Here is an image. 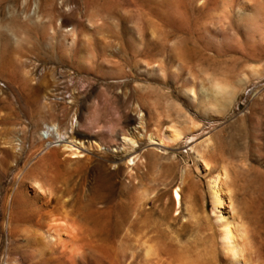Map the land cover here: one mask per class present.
<instances>
[{"label": "rangeland", "instance_id": "374dc122", "mask_svg": "<svg viewBox=\"0 0 264 264\" xmlns=\"http://www.w3.org/2000/svg\"><path fill=\"white\" fill-rule=\"evenodd\" d=\"M213 82L225 94L205 109L199 88ZM165 129L184 138L149 140ZM194 151L210 176L225 166L250 259L264 264V0H0V264H63L71 242L87 264H128L120 244L138 230L223 264ZM45 156L68 171L64 193L26 177ZM176 187L187 210L174 216ZM63 194L68 220L49 212ZM40 237L61 247L41 254ZM102 243L112 258L92 249Z\"/></svg>", "mask_w": 264, "mask_h": 264}, {"label": "bare ground", "instance_id": "6f19581e", "mask_svg": "<svg viewBox=\"0 0 264 264\" xmlns=\"http://www.w3.org/2000/svg\"><path fill=\"white\" fill-rule=\"evenodd\" d=\"M213 83H212L213 84L212 92L210 93H208L207 90H205L202 86H200L199 88V93L201 97L200 105L203 106L205 109L207 106L208 107L214 106L217 100L219 99V97L225 94L224 87L220 85L221 83L219 84L215 82ZM220 102H222V100ZM54 127L55 126H48V125L44 127V130L42 132L44 140L53 139V140H56L57 142L61 141L63 136L61 134H58L54 130ZM71 127H72V124H71ZM191 128L192 127H190V130ZM183 136H184L183 133L179 131L178 129L170 130V131L165 129L164 131H159L157 139L156 138L153 139L150 136L149 140L150 141L155 140L162 145L163 144L164 145H175L180 142ZM125 139L124 141L133 147L134 143L131 142L132 140L129 141V139L128 140L127 139L125 140ZM131 146L130 148L132 149ZM191 157H193L195 171L197 172V175L205 179L206 193H207L208 201L210 204V220H211V226L213 228L212 234L214 231V235H213L214 240H212L213 241L212 246H214L213 253L215 254V252H218L220 253V255L223 256L224 258L223 264H253V261L250 259V255H249L252 249V246H251L252 242L249 239V235H248L249 230L247 229L248 226L244 222V218L242 217L243 214L239 215L238 213H235L236 211L234 210L231 204V199H230V196L228 195L229 189L227 185L228 173H227L225 166H222V167L220 166L210 176L209 174L210 169L208 168V165L202 153H198L194 151ZM137 158L138 156L136 157V159ZM43 159H45L44 163L36 167L33 170L29 169L26 172V177L30 175L32 177L38 176L39 178L41 177L47 178L52 185L54 186L60 185L62 187V193L67 191L66 186H67V181H68V171L64 170V168H60L54 160L50 159V157L45 156ZM139 161L140 160H138V162ZM128 162L129 164L134 163V159L132 160L130 159ZM65 196L66 195L63 194V197L60 200V202H58L55 207H53L50 211L49 210L48 211L50 212L51 215L54 214L56 215V217L60 216L63 219L68 220L69 218L68 209L69 208L67 205L69 201ZM37 198L38 197L34 196L33 201L31 199L32 202L31 201L25 202L24 207L25 208L27 206L37 207V205L40 203L39 201L40 199L37 200ZM171 200H172V205H173L174 216L178 215V212H180V210L182 209L184 210L185 207L187 210V206L184 205V202L181 196V190L179 189V187H176L171 191ZM42 207L43 206H40L39 208L42 209ZM46 210L47 209L43 210V212ZM43 212H42V215L38 217V220L47 219V218L45 219V217L47 216L43 215L44 214ZM49 212L45 214H48ZM78 220H83V219H78ZM75 222L73 223L76 226L77 222L76 224ZM80 223L81 222L79 221L78 225H81ZM35 243L38 246L37 248L40 251V253L45 254L46 256L47 254H49V257L51 253L52 254L54 253L55 249H58L61 247V245L56 244V241L53 238H49V237H46V238L40 237L37 242L35 241ZM83 246L84 245L82 244L71 242L70 247L74 249L71 251L68 248L69 254H67L68 252L66 251H65L66 253L63 251L60 253V256L63 259V264H87V260L82 258V254L80 253L82 252L84 248ZM120 248H121L120 251L121 253L124 254L125 260L126 262H128V264H133L135 262H139V264H198L199 263L198 260H193L189 253L184 252L180 248H178V250L176 248L174 251H171L166 246L161 245L159 242H156L154 238L149 237L147 233L144 232L143 230L142 231L138 230L137 233L134 234L133 236L129 232H127L126 240L124 241V243L120 244ZM62 249L63 247L61 248V250ZM66 249L67 248H65V250ZM92 249H95V251H98L111 258L113 257V250L109 245H105L103 243L96 244L94 245ZM95 251L91 249H87V254L89 255V256L87 255V257H90L96 261H99V259L96 258L95 256L96 255ZM212 257H215V255Z\"/></svg>", "mask_w": 264, "mask_h": 264}]
</instances>
